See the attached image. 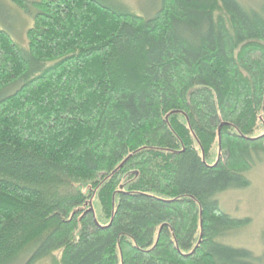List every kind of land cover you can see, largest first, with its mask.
Masks as SVG:
<instances>
[{"label":"trees","instance_id":"trees-1","mask_svg":"<svg viewBox=\"0 0 264 264\" xmlns=\"http://www.w3.org/2000/svg\"><path fill=\"white\" fill-rule=\"evenodd\" d=\"M0 26V264H262L216 196L264 153V0H12Z\"/></svg>","mask_w":264,"mask_h":264},{"label":"rangeland","instance_id":"rangeland-1","mask_svg":"<svg viewBox=\"0 0 264 264\" xmlns=\"http://www.w3.org/2000/svg\"><path fill=\"white\" fill-rule=\"evenodd\" d=\"M33 1V0H28ZM112 6L124 5L130 11L144 17L154 15L160 0H104ZM245 4H257L260 0H240ZM32 25L29 17L12 0H0V26L6 29L19 44H27L26 29ZM249 185L231 188L219 193L216 199L222 211L235 218H248L249 222L229 233L224 242L243 247L262 257L264 264V153L248 172ZM60 250L33 264H60ZM25 259H15L11 264H22Z\"/></svg>","mask_w":264,"mask_h":264}]
</instances>
